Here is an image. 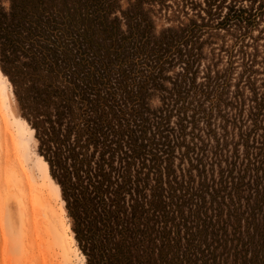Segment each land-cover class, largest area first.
<instances>
[{"label": "trees", "instance_id": "1", "mask_svg": "<svg viewBox=\"0 0 264 264\" xmlns=\"http://www.w3.org/2000/svg\"><path fill=\"white\" fill-rule=\"evenodd\" d=\"M142 1L120 17L112 14L121 0H0V70L61 188L78 246L87 264H221V253L264 264V97L254 93L244 142L259 146L246 149V164L235 148L223 166L216 150L202 177L180 174L172 158L188 128L198 129L196 112L211 125L230 81V66L213 74L215 63L197 82L202 35L230 41L228 64L238 55L250 80L264 66V44L252 34L264 22V0H175L201 22L164 60L158 51L169 40L155 37ZM179 63L165 107L151 113L150 86ZM235 109L245 126V103ZM198 132L193 152L205 154L211 142L198 146Z\"/></svg>", "mask_w": 264, "mask_h": 264}, {"label": "rangeland", "instance_id": "2", "mask_svg": "<svg viewBox=\"0 0 264 264\" xmlns=\"http://www.w3.org/2000/svg\"><path fill=\"white\" fill-rule=\"evenodd\" d=\"M135 2L136 0H121V7L119 8L123 10L124 13L118 9L117 12L112 15H119L120 17L126 16L128 13L127 10L130 9ZM142 4L144 5V11L147 17L153 22L152 27L155 37H160L164 33L169 40V43H167L168 46H163L162 49L158 51V56H161L165 52L167 53L164 55V60L171 55L172 52H176L175 40L181 38L186 39L184 36H187L189 30L195 26L193 25V20L198 19H196L197 17L192 12L186 17L183 13L178 11L175 0H165L164 5H162L160 0H143ZM226 11L227 10L223 13L225 14ZM198 22L200 23L201 20H198ZM251 24L252 22L249 21V25ZM249 25L247 24L248 27ZM263 26L264 22H261L260 25H258V30L252 32L255 38L260 35V44H264V31L259 34ZM123 29H126L125 23L123 24ZM202 31L204 32L206 29L202 28ZM220 34L223 33L221 32ZM198 35H200V32ZM169 36H172V38H169ZM200 40H204L205 45L197 75V82L201 83L206 79L207 68L209 66L214 68L213 64L215 63L216 66L212 71L213 74L215 70H217L219 74L225 73V70L230 66V81L226 74V80L228 81L226 83L229 85L225 86L226 89L223 91L221 111L211 113L212 118H210V113L206 112L211 120V125L203 121L206 120V117L204 118L203 116L205 112H196L193 115L201 119L200 125L197 128L201 130V134H204L202 139L205 140V144L199 143L198 146L203 147L206 143L211 142L213 148L210 145L209 151L207 148V153L205 154L201 153L199 147L193 152L192 140L194 142L198 141V139L194 137H196L199 132L198 129L193 130L192 127H189L185 139L180 142L172 158L174 167H176L175 169L180 174L186 172V174L188 173L189 175L193 172V176L199 174L203 177V174H208L210 172V165L206 167L205 164L211 162V158L215 159V157L212 156L216 150L221 154L219 159L223 162V166H225L227 150L230 151L238 148L236 150L242 154L239 162L242 159L240 163L243 162L246 164L247 162L245 161H249V158L246 159V157H244L246 149L259 146V143L253 145V141L249 143L244 142V137L246 133L254 129V125L251 124L252 113L256 112V109L252 108V106L256 104L254 101V93L257 92L261 99L264 97V66L262 63L260 64V62L255 65V71L250 74L251 78L248 80L247 76L249 72L244 70L239 64L242 59H239L238 55L232 58L234 61L233 65H229L227 62V54L231 50L230 41L227 43L215 39L212 41L211 38H208V33L203 34ZM183 52H185V50H183ZM262 55L264 56V53ZM139 63L141 64V61H139ZM182 64L184 63L171 66V70H167L164 74L166 79L164 82L162 81L157 88H154L152 85L150 86L148 92L150 94L151 113L159 112L162 107H165V105L163 106L162 99L164 95H168L167 92L172 89L173 83L177 78V73L182 71ZM167 65L169 66V63H167ZM246 72L247 74L244 77ZM221 83H223V81ZM5 88H7V94L4 92ZM237 96L240 97L238 98ZM209 97L211 103L208 104L210 108L211 105H215V98H213V93H211ZM6 101L9 103L8 109L5 108ZM243 102L246 105V110L243 113V118L247 121L245 126H243L244 123H242L240 119H237L240 110L235 109L236 106L240 107ZM194 108L195 107L192 108L193 110L189 111V115H192ZM226 120L230 124L227 129L224 128L226 126L225 124H227ZM258 123H260V121ZM208 126L210 128H208ZM225 135L228 136L224 139ZM244 143H246V145H244ZM257 150L258 149L255 151L257 152ZM26 176L36 177L37 183L41 185L45 191L46 209L50 210L55 217L60 218V225L64 232L63 239L66 244L68 256L65 255L64 248L58 245L55 239L44 231L40 233L37 230H30L28 236L24 237L20 226L21 224L18 220L19 218H17V205L7 200L6 193L10 189L17 190L19 187L14 183H16L18 179L20 180ZM11 222L16 223L13 228L14 237L21 236V241L17 247L14 245L12 234L8 232ZM71 225V219L65 208V201L61 194V188L53 179L49 165L47 166L45 159L39 154L38 140L36 139L35 131L25 120L19 117L12 86L8 78H6L0 70V264H87V258L78 246ZM241 259L240 255L233 254L227 256V254L221 253L217 261H221V264H234V262L237 261L239 264Z\"/></svg>", "mask_w": 264, "mask_h": 264}, {"label": "bare ground", "instance_id": "3", "mask_svg": "<svg viewBox=\"0 0 264 264\" xmlns=\"http://www.w3.org/2000/svg\"><path fill=\"white\" fill-rule=\"evenodd\" d=\"M4 92L7 94V88L4 89ZM5 108H9V103L7 101L5 102ZM46 164L48 166L47 162ZM14 184L19 188L16 187L17 190L10 189L7 191L6 197L8 201L17 205V218H19L18 220L21 224L20 226L24 237L28 236L30 230H37L40 233L44 231L48 235H51L58 245L64 248L65 255L68 256L66 244L63 239L64 232L60 225V218L55 217L50 210L46 209L45 191L43 187L37 183L36 177L26 176L20 180L18 179ZM15 225V222H11L8 232L12 234L14 245L17 247L21 241V236L14 237L13 228Z\"/></svg>", "mask_w": 264, "mask_h": 264}]
</instances>
